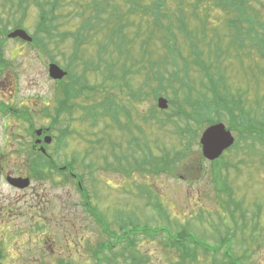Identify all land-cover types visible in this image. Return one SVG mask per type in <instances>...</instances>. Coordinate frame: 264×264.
<instances>
[{
  "label": "rangeland",
  "instance_id": "374dc122",
  "mask_svg": "<svg viewBox=\"0 0 264 264\" xmlns=\"http://www.w3.org/2000/svg\"><path fill=\"white\" fill-rule=\"evenodd\" d=\"M104 2L99 4L100 18L107 20V14L116 8L112 6H117L118 11L127 14L123 21L128 23L126 32L136 42L131 50L132 58L142 62L139 46L142 39L148 40L147 46L153 52L154 59L171 58V53L150 34L153 26L150 12H143V15L140 11L130 12V0ZM152 2L154 0H141L143 6ZM254 2L260 4L264 0ZM18 3V0H0V27L11 29L13 21L23 15L18 9ZM190 3H193L194 9ZM89 4H92V0H63L59 11L60 32L77 29L82 20L87 18L82 15L88 16L93 12V8H88ZM27 6L24 24L26 30L33 33L39 17L37 0H25L24 7ZM181 7L187 10L190 27L201 31L204 29L208 39H214L223 50L228 48L233 37L224 25L226 12L222 8L211 1L168 0L172 19H175L176 11ZM94 9L97 11L96 6ZM261 13L264 15V8ZM91 23L93 26L85 32L89 40L81 48L82 56L97 60L99 44L94 40L103 37L102 28L107 31L112 26L99 19H93ZM137 32L139 35L136 36ZM180 40L183 41V38ZM236 45H230L229 53L224 52L226 54L219 59L221 72L225 74L228 85L245 92L244 99L252 116L264 121V58L256 51L248 55L247 49L237 50ZM213 49L212 59L215 60L216 51ZM5 52L7 60L12 61L13 72L17 70L14 72L17 74V84L10 76L6 83V96L11 102L10 92L13 91L15 102L23 98L25 104L35 105L40 113L35 119L36 125L48 126L51 119L43 117L42 112L47 104L50 105V111L54 108L57 96V85L48 75L49 59L37 57L36 50L29 44L12 39L6 41ZM73 52L74 42L70 38L53 50L61 65L67 64L66 60ZM168 68L171 72L175 66L169 63ZM82 69L83 65L80 64L77 71L81 72ZM145 72L143 70L141 74L134 75L132 82L135 85L143 84ZM165 75L169 74L166 72ZM181 76H184L183 71ZM188 76L187 82L192 91L203 92L202 74L191 67ZM87 80L93 85L99 83L102 77L90 70ZM171 82L172 86L168 85L167 88L169 96L179 86V83ZM157 83L152 81L147 90ZM108 93L115 94L118 100L126 98L117 89H109ZM102 97L101 92L92 95L89 100L80 98L77 102L88 105L102 100ZM36 98L38 103L34 104ZM155 104L157 101L153 95L129 103L132 118L140 127L133 125V133L116 125L108 117L99 116L94 122L91 116H85L82 108H76L71 117L64 114L56 125L58 129L53 130L55 139L48 146L54 158L52 160L57 165L76 161L73 163L76 172L85 178L79 176L77 179L80 181L81 178L89 190V201L104 228L116 231L121 226V236L126 235L123 227L125 231L131 230L132 235L142 230V234L134 235L135 244L115 240L112 250L105 249L101 253L100 264H106L109 259H113L111 264H136L135 259L140 260L137 264H225L224 254L227 251H232L241 264H264V146L258 142L246 146L245 140L240 138L237 146L221 159L223 162L214 170L213 165L203 156L199 136L183 157L174 156L173 162L166 161L165 167L163 160H160L162 168L152 173L137 169V160H142L143 152L147 151L146 141L159 155H165L164 150L173 153L183 146L171 125L160 128L152 119H145ZM30 115L32 119L33 114ZM126 119V115L122 114L120 120ZM7 125L11 127L5 132L8 137L12 135L13 127L19 132L18 126L22 127L16 117H9ZM66 128L72 133L60 145L57 138ZM24 129L27 143L30 136L27 128ZM133 134L139 138L138 141L132 138ZM8 147L10 154L13 151L11 145ZM29 152L27 149L24 151V172L29 170ZM54 180L56 182L53 183L48 179L35 178L31 187L23 191L10 187L5 181L0 183V264H58L59 259L73 264H97V258L91 254L92 250L99 242L113 240L111 236L101 234L80 208L81 194L75 182L66 177V172H55ZM42 200L46 201L41 202L46 204L44 210L40 204ZM182 229L212 250L205 252L203 247L189 244L191 253H198L197 258L193 261L188 257L180 263L182 258L179 249L165 244H177L182 238L176 233L180 235ZM221 236L230 237L231 241L223 243ZM43 240L44 249L40 250L38 247ZM134 252L136 256H133Z\"/></svg>",
  "mask_w": 264,
  "mask_h": 264
},
{
  "label": "trees",
  "instance_id": "16d2710c",
  "mask_svg": "<svg viewBox=\"0 0 264 264\" xmlns=\"http://www.w3.org/2000/svg\"><path fill=\"white\" fill-rule=\"evenodd\" d=\"M24 1L20 0V9H27L22 4ZM203 1H211L215 3V6L222 8L226 12L224 25L228 33L230 32L229 34L233 37L226 50L221 49L222 46L220 47L214 39H208L206 32L203 31L204 29L201 31L190 27L187 20V10L183 7L176 11L178 12L175 15L176 18L172 19V11L168 9V0H154V2L146 6L141 4V0H130V12L136 13V11H140L142 15L144 14L143 12L151 13L153 26L150 34L171 53V58L160 57L154 59L152 56L153 52L147 46L148 40L142 39L139 43L142 55L140 58L142 62L140 63L131 56V50L135 47L136 42L133 38H129L126 32L128 23L126 24L123 21L127 14L118 11L117 6H112V8H116L107 14L108 18L106 20L100 18V13L98 12L99 4L101 2L105 4L104 0H92V4H89L88 8H93L94 13L91 11L88 16L86 14L82 15V17L87 18L82 20L76 30L60 32L61 23L59 19L61 16L59 11L63 0H37V5L40 8V18L35 26L34 41L39 46L41 57L49 58L51 61L56 62L53 50L59 47L60 43L66 41L67 38L73 39L75 47V51L70 55L69 61L66 60L68 62L64 66L69 70L70 74L67 82H64V85L62 84V96L57 99L55 117L52 118L53 123L49 128V132L59 124L58 121L62 114H72L73 110L78 107L83 109L85 116L93 117L94 122L99 116L108 117L116 125L133 133V125L137 128L140 127L135 124L132 118L128 107L129 103L141 101L144 97H149L150 95H153L154 99L157 100L159 96L166 94L170 103L169 110H157V105L155 104L154 108L149 112L150 115L145 117V119H152L153 123L160 128L171 125L174 133L182 140L183 146L173 153L169 150H164L165 155L160 154V156L155 154L154 150L150 148L148 141H146L147 151L143 152L144 157L142 160H137V169L152 173L154 170L162 168L159 164L160 160H163L165 167L166 161L173 162L174 156H176L175 158L183 157L192 143L197 141L201 131L207 126L220 121L226 122L228 127L237 133L238 139H244L246 146H253L257 142L264 143V121L255 118L250 113L244 99L245 92L240 88L234 89L227 84L226 76L221 72L219 60L221 56L227 52L229 53L230 45L234 43L237 44L235 49L241 51L247 49L248 55L252 51H256L264 58V19H261V17H264L261 13L264 3L257 4L254 2L255 0ZM95 6L97 11L94 9ZM190 6L193 7V3H190ZM143 9L145 10L143 11ZM164 17L167 18V23L163 21ZM93 19H99L101 22L112 26V28H107V31L102 28L104 31L103 37H98L94 40L95 43L99 44L97 60L86 59L82 56L81 49L89 40H87L88 35L85 32L87 28L93 26L91 23ZM16 26H23L21 19H16ZM174 28L178 29V33L174 32ZM2 31L5 33L6 30L2 29ZM137 35H139L138 32L136 33ZM180 37L183 38V41L180 40ZM52 45L54 46L52 47ZM213 47L216 51L215 60L212 59ZM109 50L110 52H107ZM108 53L110 54L109 56H107ZM116 53L117 56H115ZM144 61L146 63L142 64ZM169 63L175 66V69L171 72L168 68ZM80 64L83 65V69L78 72L77 68ZM191 67H196L202 73L203 78L207 79V84L202 81L203 85L207 86V90L203 92L198 90L199 92L194 93L192 87L185 81L188 70ZM90 70L100 74L102 80L99 83L89 84L87 73ZM143 70H146L145 82L135 85L132 82L133 76L141 74ZM181 70H184V76H181ZM166 72L169 74L168 76L165 75ZM253 76L257 78L256 74H253ZM152 81L154 83L158 81V83L150 90H147ZM171 81L179 83L180 87L174 88L173 95L169 96L167 88L168 85L172 86ZM109 89L120 90L126 98L118 100L115 94L108 93ZM101 92L103 97L100 101H95L88 105L77 102L80 98L89 100L92 95H99ZM49 109V107L45 108L46 115H49ZM236 110L237 113H235ZM122 114L126 115V122L120 120ZM160 114L163 115L161 116ZM71 133L67 128L62 130L61 139L65 140ZM245 133L246 136H244ZM133 138L137 141L139 140L134 134ZM247 140H252V142ZM60 142L64 143L62 140ZM211 164L215 170L220 161L218 160ZM49 167L46 169L41 168L39 175H41L42 180L52 179V177H49L53 175L51 168L56 170L58 174L64 173L62 172L63 169L58 167V165ZM67 170L69 172L73 171V166L67 167ZM67 177L74 181V177L70 173ZM77 178H79V175ZM80 181L83 182L81 178ZM82 191L84 192L85 189ZM85 199L89 202L90 196ZM129 232L127 231V234L130 236L132 231L130 234ZM179 233L180 235L178 233L177 235L184 242L193 238L186 230ZM175 246L180 250L183 259H186V257L196 258L195 252L191 253L186 247L178 243ZM135 253L133 256L137 255ZM225 255H227L228 259L227 264H239L240 260L237 256L232 255L230 252ZM109 260L106 264H111L113 259ZM139 261V259H135V262L139 263ZM97 264H100V257L97 258Z\"/></svg>",
  "mask_w": 264,
  "mask_h": 264
},
{
  "label": "flooded vegetation",
  "instance_id": "af4514ba",
  "mask_svg": "<svg viewBox=\"0 0 264 264\" xmlns=\"http://www.w3.org/2000/svg\"><path fill=\"white\" fill-rule=\"evenodd\" d=\"M5 44L6 41H0V183L2 181H5L7 185H9L12 188L19 189L15 186H13L9 182V178H17V179H23L25 177H30L31 178V184L32 185V180L37 178L41 179V176L39 175L40 171V153L42 147H44V143L42 141L45 133H43L42 136H36L35 132L36 129H39V125H36L35 119L39 117V110L34 107L35 105H29L24 103V99L22 98L20 102H15V94L13 91L10 92L11 96V102L9 101L8 97L5 94V89H6V83H8L9 77L12 76L14 78V83L17 84V74L12 71H9L8 68V60L6 57V52H5ZM36 56L39 57V52L36 50ZM12 85H13V80H12ZM14 87V85H13ZM7 98V100L5 99ZM32 102V100H31ZM34 102V101H33ZM38 100L36 98L35 103L37 104ZM37 110H36V109ZM28 110L30 113L33 114L31 120V115L30 113L28 114V120L25 121L24 119V114L25 110ZM32 110V111H31ZM14 118L16 117L18 121H20V125L22 127L19 130L15 131V127L12 128V135L9 137L5 135V132L8 131L9 125H7V120L8 118ZM27 124V125H25ZM17 125H19L17 123ZM27 128V133L29 134L30 138L28 139V142L26 143L25 141V136H24V131ZM5 130V131H4ZM4 132V134L2 133ZM11 140V141H10ZM10 141V142H9ZM11 145L12 153L8 154L9 147ZM25 149L29 150V155L31 158V162L29 165V170L24 172L25 168V158H24V151ZM29 160V159H28ZM27 160V161H28ZM26 161V162H27ZM30 161V160H29ZM19 182V180H18ZM19 190H25V189H19ZM41 202L45 203L46 201H40V204L42 205V209L44 210V206L46 204H42ZM40 204L38 207H40ZM80 208H82L83 212L86 213L88 212L87 205L86 203H83V201L79 202ZM41 208V207H40ZM93 223L96 228L100 231L101 234H103L105 237L111 236L113 238L112 241H109L108 244L109 246L115 245V240L119 238L120 236V228L119 226L116 231H110L109 228H104V225L102 223L101 218L97 217H88ZM109 240V239H108ZM51 242V241H48ZM44 244L45 240L42 241V243L39 244L38 249H44ZM114 247V246H113ZM51 246L49 247V249ZM105 248V242H99L98 246L95 247L92 250V255L93 256H100L101 253L103 252ZM58 264H73L65 259H59Z\"/></svg>",
  "mask_w": 264,
  "mask_h": 264
},
{
  "label": "water",
  "instance_id": "95a60500",
  "mask_svg": "<svg viewBox=\"0 0 264 264\" xmlns=\"http://www.w3.org/2000/svg\"><path fill=\"white\" fill-rule=\"evenodd\" d=\"M9 36L17 37L21 36L24 39H31L28 34L23 30H16L12 32ZM67 72L62 70L57 64L50 65V75L55 79L63 78ZM159 106L162 109L168 107V101L164 98L159 99ZM41 132L39 131V134ZM51 137L46 138V142H50ZM235 142V138L230 130L226 129L223 123L215 124L210 126L201 138L202 150L204 156L209 160H215L229 147H231ZM24 186L28 183L25 182Z\"/></svg>",
  "mask_w": 264,
  "mask_h": 264
}]
</instances>
